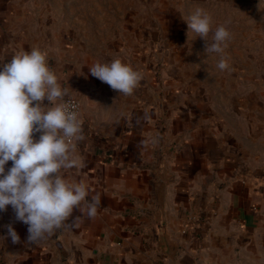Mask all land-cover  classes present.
<instances>
[{"label":"crops","instance_id":"obj_1","mask_svg":"<svg viewBox=\"0 0 264 264\" xmlns=\"http://www.w3.org/2000/svg\"><path fill=\"white\" fill-rule=\"evenodd\" d=\"M12 19L0 20V65L21 50L40 48L22 41L15 25L21 18ZM52 66L59 81L62 63ZM141 117L130 130L97 125L82 133L77 165L62 170L88 185L89 198L99 195L96 216L74 209L64 227L29 245L28 225L9 205L0 212V264H264V223L249 206L264 201V140L253 152L248 144L235 145L233 133L221 138L188 115L181 127L165 131L148 113ZM9 224L19 243L8 235Z\"/></svg>","mask_w":264,"mask_h":264},{"label":"rangeland","instance_id":"obj_2","mask_svg":"<svg viewBox=\"0 0 264 264\" xmlns=\"http://www.w3.org/2000/svg\"><path fill=\"white\" fill-rule=\"evenodd\" d=\"M196 7L212 15L213 30L229 28L230 70L215 67L219 57H207L202 37L188 36L184 19ZM9 17L13 23L21 18L15 25L22 41L49 52L52 69L62 63L58 82L68 90L63 99L81 103L82 133L97 125L130 130L146 112L159 130L181 127L188 115L221 138L233 133L235 145L248 144L253 152L264 140V0H7L0 20ZM116 57L143 73L131 96L89 71ZM66 62L72 63L68 82ZM249 206L264 223V201Z\"/></svg>","mask_w":264,"mask_h":264},{"label":"clouds","instance_id":"obj_3","mask_svg":"<svg viewBox=\"0 0 264 264\" xmlns=\"http://www.w3.org/2000/svg\"><path fill=\"white\" fill-rule=\"evenodd\" d=\"M184 20L188 36L195 33L204 39L207 57H219L215 67L230 70L226 53L229 28L221 24L213 30V17L202 7ZM89 71L125 96H131L143 79L139 69L119 57L96 62ZM67 93L49 65L47 53L39 47L21 50L0 65V212L12 206L15 219L28 225L29 245L54 235L74 209L94 218L100 204L98 194L89 198L87 184L62 174L77 165L76 142L83 139V121L64 102ZM9 161L12 166L6 169ZM79 220L77 216L67 226H75ZM6 227L13 243H19L15 228Z\"/></svg>","mask_w":264,"mask_h":264},{"label":"built area","instance_id":"obj_4","mask_svg":"<svg viewBox=\"0 0 264 264\" xmlns=\"http://www.w3.org/2000/svg\"><path fill=\"white\" fill-rule=\"evenodd\" d=\"M64 102L69 104L73 110L77 111L81 115V103L78 99L74 97H66Z\"/></svg>","mask_w":264,"mask_h":264},{"label":"water","instance_id":"obj_5","mask_svg":"<svg viewBox=\"0 0 264 264\" xmlns=\"http://www.w3.org/2000/svg\"><path fill=\"white\" fill-rule=\"evenodd\" d=\"M174 252H175V248H171V249L169 250V254H170V255H173Z\"/></svg>","mask_w":264,"mask_h":264}]
</instances>
